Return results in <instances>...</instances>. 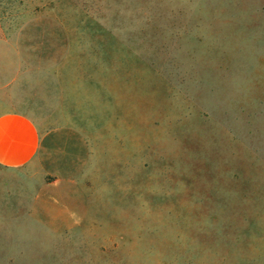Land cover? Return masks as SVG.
<instances>
[{"label": "rangeland", "instance_id": "1", "mask_svg": "<svg viewBox=\"0 0 264 264\" xmlns=\"http://www.w3.org/2000/svg\"><path fill=\"white\" fill-rule=\"evenodd\" d=\"M0 264H264V0H0Z\"/></svg>", "mask_w": 264, "mask_h": 264}, {"label": "crops", "instance_id": "2", "mask_svg": "<svg viewBox=\"0 0 264 264\" xmlns=\"http://www.w3.org/2000/svg\"><path fill=\"white\" fill-rule=\"evenodd\" d=\"M45 139L28 115L0 113V166L7 169L40 167L44 162Z\"/></svg>", "mask_w": 264, "mask_h": 264}]
</instances>
